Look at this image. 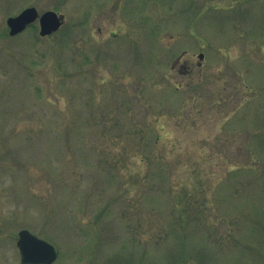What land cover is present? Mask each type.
Listing matches in <instances>:
<instances>
[{
	"label": "rangeland",
	"instance_id": "obj_1",
	"mask_svg": "<svg viewBox=\"0 0 264 264\" xmlns=\"http://www.w3.org/2000/svg\"><path fill=\"white\" fill-rule=\"evenodd\" d=\"M29 6L63 26L10 35ZM22 228L53 264H264V0H0V264Z\"/></svg>",
	"mask_w": 264,
	"mask_h": 264
},
{
	"label": "water",
	"instance_id": "obj_2",
	"mask_svg": "<svg viewBox=\"0 0 264 264\" xmlns=\"http://www.w3.org/2000/svg\"><path fill=\"white\" fill-rule=\"evenodd\" d=\"M37 19L40 23V34L47 35L57 31L64 23L65 17L55 10H47L40 14L36 7H26L18 14L7 18L10 34L15 35L23 31ZM199 57L202 59L204 54L200 53ZM16 244L22 264H52L58 257V250L52 242L36 235L28 228L18 231Z\"/></svg>",
	"mask_w": 264,
	"mask_h": 264
},
{
	"label": "trees",
	"instance_id": "obj_3",
	"mask_svg": "<svg viewBox=\"0 0 264 264\" xmlns=\"http://www.w3.org/2000/svg\"><path fill=\"white\" fill-rule=\"evenodd\" d=\"M191 210V208L189 207V208H187V210H186V208H185V211H190ZM174 227H176V225L174 224L173 225V228ZM173 228H172V231H173ZM168 232H169V228H168V231L165 233L164 232V234H166V236H167V234H168ZM170 233V232H169ZM159 234V233H158ZM160 236H157V237H155L154 236V238H151V239H148V240H142L141 242H140V244H141V246H142V250H143V252H151V250L153 249L152 248V246L154 247V246H156V245H161L162 244V242H164V241H162V239H161V234H159ZM147 255V254H146ZM145 255V256H146ZM142 259H143V257H142Z\"/></svg>",
	"mask_w": 264,
	"mask_h": 264
},
{
	"label": "flooded vegetation",
	"instance_id": "obj_4",
	"mask_svg": "<svg viewBox=\"0 0 264 264\" xmlns=\"http://www.w3.org/2000/svg\"><path fill=\"white\" fill-rule=\"evenodd\" d=\"M182 67H184V65Z\"/></svg>",
	"mask_w": 264,
	"mask_h": 264
}]
</instances>
